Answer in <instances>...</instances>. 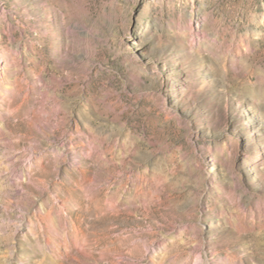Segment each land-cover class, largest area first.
Masks as SVG:
<instances>
[{
	"label": "rangeland",
	"instance_id": "1",
	"mask_svg": "<svg viewBox=\"0 0 264 264\" xmlns=\"http://www.w3.org/2000/svg\"><path fill=\"white\" fill-rule=\"evenodd\" d=\"M0 264H264V0H0Z\"/></svg>",
	"mask_w": 264,
	"mask_h": 264
}]
</instances>
